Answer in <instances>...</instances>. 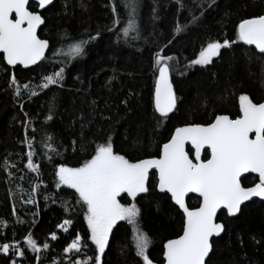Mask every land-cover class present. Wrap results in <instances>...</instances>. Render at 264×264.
Wrapping results in <instances>:
<instances>
[{
  "label": "trees",
  "instance_id": "obj_1",
  "mask_svg": "<svg viewBox=\"0 0 264 264\" xmlns=\"http://www.w3.org/2000/svg\"><path fill=\"white\" fill-rule=\"evenodd\" d=\"M124 3L55 0L43 14L40 37L49 41V51L38 65L12 68L0 54V246L10 245L7 253L0 252V264H91L95 246L88 239L86 208L74 189L57 186L60 166L79 167L98 144L107 142L133 162L159 158L176 128L207 125L218 115L236 118L240 95L264 102V54L237 38L241 20L264 14V0H138V32L126 39L122 30L129 10ZM116 19L121 22L114 24ZM65 33L94 39L82 56L70 58L68 47L74 41H66ZM225 39L228 47L211 63H191L208 43ZM157 55L171 57L167 63L177 105L167 117L155 111ZM61 67L59 85L38 87L44 76ZM24 85L37 94L30 95ZM26 138L32 142L38 173L27 168ZM187 151L194 160L190 143ZM206 155L208 151L201 152L202 159ZM246 177L243 186L258 182L256 176ZM157 184V171L151 169L148 191L135 202L138 226L151 241L147 254L153 264H164V244L181 235L184 216ZM118 199L131 201L126 194ZM187 204L196 208L200 199L191 196ZM65 220L71 223L64 225ZM218 222L224 233L213 240L207 264H264L263 201L246 204L233 218L222 211ZM77 234L81 251L65 252ZM29 235L39 253L26 245ZM13 244L23 255L15 254ZM101 264H143L132 225L118 221L113 226Z\"/></svg>",
  "mask_w": 264,
  "mask_h": 264
},
{
  "label": "snow or ice",
  "instance_id": "obj_2",
  "mask_svg": "<svg viewBox=\"0 0 264 264\" xmlns=\"http://www.w3.org/2000/svg\"><path fill=\"white\" fill-rule=\"evenodd\" d=\"M52 0H38L36 7L45 8ZM29 0H0V53L8 65L36 64L45 58L49 41L40 39L38 27L44 23L40 13L29 10ZM128 9L127 26L123 28V38H128L131 32H138L137 9L138 0H125L123 4ZM113 13L117 7H113ZM14 14V18H13ZM121 21L116 19L114 24ZM179 27V26H178ZM69 44L67 55L78 58L84 54L89 40L94 37H71L63 34ZM118 38H120L118 36ZM237 38L246 45H254L260 54H264V15L251 19H243L238 25ZM229 41L223 43L212 41L207 44L199 57L191 63L207 65L217 56L222 47H227ZM171 57L157 55L155 67L158 75L155 79V111L160 117H167L176 106V96L170 82V68L167 63ZM64 68L43 77L42 89L50 85H59L63 80ZM12 83L20 86L15 78ZM29 90L28 85H24ZM30 91V95H36ZM239 115L232 119L228 115L215 116L207 125L193 124L175 129V134L163 144L159 158L140 159L135 162L117 154L111 142L98 144L95 154L79 167L60 166L56 171L57 186L74 189L79 200L86 208L85 220L89 232L88 239L95 246L91 264H101L102 256L109 243V235L118 221H126L133 226L135 233V250L143 264H153L147 254L150 238L138 226L140 209L136 197L148 191L149 172L155 169L158 173L157 187L160 192L169 193L171 199L183 211V234L176 239H170L164 245L166 264H205L211 244L210 238L219 236L224 225L217 222V211L226 209L229 215L237 213L243 202L253 197L264 198V102H253L247 95L239 97ZM51 119V117H49ZM250 134H254L250 137ZM50 139V138H49ZM29 151L27 153V168L38 173L39 168L33 162L34 152L32 142L24 141ZM190 143L194 149V160L185 151V144ZM50 150L52 146L47 145ZM210 150V156L201 158L203 149ZM191 151V150H190ZM245 173H254L258 182L254 186H243L241 178ZM35 191V188L33 189ZM189 193H197L200 204L189 208L185 197ZM126 194L131 198L128 203H121L118 197ZM32 203L30 199L28 201ZM65 220L64 225L70 224ZM3 222L0 221V225ZM52 239H56L52 234ZM82 238L77 234L64 249L65 252H80ZM26 245L39 253L35 239L29 235L25 238ZM9 243L0 246V252L7 253ZM15 254L23 252L12 245ZM43 247L48 248L44 243ZM76 264H82L77 261ZM83 264H88L87 261Z\"/></svg>",
  "mask_w": 264,
  "mask_h": 264
},
{
  "label": "water",
  "instance_id": "obj_3",
  "mask_svg": "<svg viewBox=\"0 0 264 264\" xmlns=\"http://www.w3.org/2000/svg\"><path fill=\"white\" fill-rule=\"evenodd\" d=\"M54 1H55V0H52V3H51V4L45 6V8H43V9L39 8V10H40V11H43V10L47 9L48 7H50V6L54 3ZM30 2H35V3H37L38 0H29V3H30ZM263 15H264V14H263ZM42 19H43V18H42ZM43 21H44V19H43ZM43 24H44V23H43ZM43 24H41V25L38 27V29H37V35H38V30H39V28H40L41 26H43ZM38 38H39V37H38ZM245 45H246V44H245ZM246 46L255 49V46H254V45H246ZM227 47H228V46H227ZM220 50H221V49H220ZM220 50H219V51H220ZM255 50H256V49H255ZM48 51H49V48L46 49L45 56H46V54L48 53ZM256 51L258 52V50H256ZM0 54L3 55L2 53H0ZM4 60H5V59H4ZM42 60H43V59H42ZM42 60L38 61L36 64L28 65L27 67H25L24 65H20V64H17V65H8L6 60H5V62H6V64H7L9 67H13V68L21 67V68H23V69H30V68L35 67L36 65H38ZM169 75H170V82H171V84H172L173 92H174V94H175L174 87H173V83H172V79H171V73H170ZM154 95H155V94H154ZM175 96H176V94H175ZM176 105H177V99H176ZM175 108H176V106H175ZM175 108L172 110V112L175 110ZM172 112H170V113H172ZM170 113H169V114H170ZM169 114H168V115H169ZM229 118H230V117H229ZM253 136H254V134H250V137H253ZM187 149H188V143L185 144V151H186V152H188ZM203 151H209V152H210V150L207 149V148L203 149L202 152H203ZM161 152H162V150H161ZM189 158L192 159V158L190 157V155H189ZM249 175H253V176L258 177L257 174H254V173H245V174H244V176H249ZM243 178H244V177L241 178V183H242V179H243ZM157 179H158V173H157ZM157 188H158V187H157ZM158 191H159V189H158ZM159 192H160V191H159ZM160 193H162V194H168V196L171 198V196H170L169 193H165V192H160ZM191 196H195V197H198V198L200 199V197H199V195H198L197 193H189V194L185 197L186 204H187V200H188V198L191 197ZM171 200H172V199H171ZM255 200H259V201H263V202H264V198L253 197V198H251L250 200L243 202V203L241 204V206H240L239 211H238L237 213L233 214V215H229V214L227 213V210H226V209H223V208L219 209V210L217 211V216H216V220H217V222H218V216H219V214H220L222 211H225V212L227 213V215H228L230 218H233V217H236V216H238V215L240 214L242 208H243L246 204L251 203V202H253V201H255ZM172 202H173V204L179 209V206L176 205L175 202H174L173 200H172ZM187 206H188V204H187ZM179 210H180V212L183 214V211H182L181 209H179ZM219 223H221V222H219ZM222 224H223V223H222ZM224 229H225V228H223V231L220 233L219 236H213V237L210 238L211 248H210V251H209L208 256L205 258V264H207V261H208L210 255H211V253H212V248H213V247H212V243H213V240L220 238V237L223 235V233H224ZM182 234H183V231H182L181 235H182ZM177 238H178V237H177ZM175 239H176V238H175ZM166 243H167V241L165 242V244H166ZM165 244H164V245H165ZM163 260H164V264H166V261H165V259H164V255H163Z\"/></svg>",
  "mask_w": 264,
  "mask_h": 264
},
{
  "label": "flooded vegetation",
  "instance_id": "obj_4",
  "mask_svg": "<svg viewBox=\"0 0 264 264\" xmlns=\"http://www.w3.org/2000/svg\"><path fill=\"white\" fill-rule=\"evenodd\" d=\"M55 2V1H54ZM36 4L37 3H35V2H30L29 4H28V7H29V10H33V11H36V12H38V13H40L41 14V16H42V18L44 19V24H43V26L45 25V18H44V16H43V14H44V12H45V10H43V11H40L39 10V8L38 7H36ZM13 18H14V14H13ZM43 26H41L40 28H39V30H38V37L40 38V39H45V38H41L40 37V30H41V28L43 27ZM223 48V47H222ZM222 48H221V50H222ZM221 50L219 51V53L221 52ZM218 53V54H219ZM218 56V55H217ZM217 56H215V57H213L212 58V61L217 57ZM211 61V62H212ZM13 68V67H12ZM209 152V151H208ZM209 156H210V152H209ZM258 178V177H257Z\"/></svg>",
  "mask_w": 264,
  "mask_h": 264
},
{
  "label": "rangeland",
  "instance_id": "obj_5",
  "mask_svg": "<svg viewBox=\"0 0 264 264\" xmlns=\"http://www.w3.org/2000/svg\"><path fill=\"white\" fill-rule=\"evenodd\" d=\"M198 65V64H197Z\"/></svg>",
  "mask_w": 264,
  "mask_h": 264
}]
</instances>
